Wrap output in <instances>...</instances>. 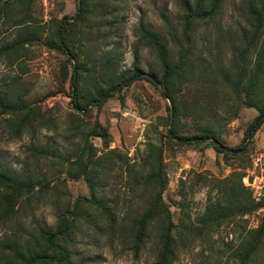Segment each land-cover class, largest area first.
Returning a JSON list of instances; mask_svg holds the SVG:
<instances>
[{
	"label": "rangeland",
	"instance_id": "374dc122",
	"mask_svg": "<svg viewBox=\"0 0 264 264\" xmlns=\"http://www.w3.org/2000/svg\"><path fill=\"white\" fill-rule=\"evenodd\" d=\"M76 4L77 0H0V45L14 43L13 50L0 53V95L18 99L34 111L29 115L32 130L23 126L13 134L10 120L0 121V167L33 178L43 176L42 182L47 183L41 191L35 185L26 198L13 202L11 215L0 217V253L12 257L13 249L6 242L32 245L40 229L55 226L57 213L65 205H71L77 195L89 196L81 176H67L65 159L56 161L51 154L35 157L29 148L30 144H42L63 158L69 156L75 146L82 145L79 133L72 128L76 117L86 122L97 117L108 132L107 146L98 136H89V141L102 160L94 171L99 182L95 193L109 205L115 223L108 226L98 207L83 204L86 214L76 217L71 233V264H149L154 259L155 239L161 230L156 215L149 219L145 243L136 251L127 226L149 206L151 187L144 176L151 165L145 160L151 143L160 148L166 177L160 204L165 203L170 211L173 236L181 211L194 223L204 205L219 196L212 183L215 177L241 172L242 185L248 190L253 185L255 199L264 198V120L244 138L257 110L242 103L236 106L232 92L223 85L225 77L235 75L232 62L241 48L242 32H246L244 39L249 34L241 0H221L217 16L193 25L195 42L186 71L191 81L181 89L182 101L187 107L193 100L201 105L204 117L215 122L225 144L242 143L241 152L227 157L214 150L207 139L196 143L166 139L167 100L143 77L122 82L99 106L90 101L78 111L72 108L69 73L73 59L61 51L57 34L63 15L68 17L62 22L66 45L77 52L81 65L80 100L90 91L88 86L106 88L107 78L116 81L115 76H124L133 67L159 76L158 57L151 44L140 38L139 27L154 30L174 56L177 47L170 32L178 33L183 16L178 0H87L84 18L76 22ZM21 16L26 26H11ZM28 35L32 38L19 39ZM247 54L246 61L252 63L254 51ZM180 121L184 122L181 134L201 131L189 115H180ZM263 211L264 207H258L242 216L206 224L198 234L186 233L170 264H230L234 247L257 225ZM247 264H264V238Z\"/></svg>",
	"mask_w": 264,
	"mask_h": 264
},
{
	"label": "trees",
	"instance_id": "16d2710c",
	"mask_svg": "<svg viewBox=\"0 0 264 264\" xmlns=\"http://www.w3.org/2000/svg\"><path fill=\"white\" fill-rule=\"evenodd\" d=\"M86 2L87 0H77L74 17L76 22L84 18ZM178 2L183 9V16L178 33L170 32V38L177 47L174 56L168 53L169 50L163 38L154 30L139 27L140 38L151 44L158 57L161 69L160 75L157 76L153 71L144 72L133 67L130 72L125 71L127 72L126 75L123 76L120 73L115 76L117 77L116 81L107 78L105 80V82H108L106 88H96L94 85L88 86L90 91H86L81 96V100L78 96L79 88L83 85L78 73L81 65L79 64L77 52L66 45V38L63 36L65 33L62 31L65 26L62 27V22L68 21V17L63 15L57 26V34H59L58 42L61 51L73 59L72 71L69 73L71 106L75 111L80 110L90 101L99 106L112 95L114 89L117 90L122 86V82L126 84L134 78L143 77L151 81L155 87H158L160 95L167 100V113L165 115L166 139H173L178 143L205 142V139H207L214 150L220 152L223 156L237 154L242 151V143L236 146L225 144L216 132L215 122L213 123L212 120L204 117V110L201 105L193 100L187 107L181 96L183 85L191 81L188 79L186 71L190 68V56H192L195 42L192 36L193 25L196 22L205 23L217 16L221 7V0H178ZM241 2L249 21V34L248 38L244 39L246 32H242L243 42L241 48L235 53L236 57L232 62V66L236 69L235 75L232 78L225 77L223 85L232 92L236 106L242 103L245 106H254L257 110L256 115L244 130L245 138L250 137L264 120V0H241ZM24 22L26 20L21 16L13 20L11 26L22 24L25 27L26 23ZM30 38H32L30 35L19 37L21 41ZM10 49H14L13 41L0 45V53L7 52ZM249 50L255 53L252 63L246 61ZM197 76L195 75V77ZM241 92H243V95ZM231 112L233 113L234 110ZM4 113L9 114L8 117H2ZM32 114H34L33 108L26 103L0 95V121L9 123L10 120L9 125L13 129V134L18 133L23 126L28 127V129L32 128L33 125L29 119V115ZM182 114L189 115L197 121L200 124L201 131L181 134L180 130L184 125V122L180 121V115ZM74 121L72 128L79 133L82 145L75 146L71 153H67L69 156L63 158L55 149L42 144H30L29 148L35 157H46V154H51L56 156V161L65 159L67 162V165H65L67 176L70 178L81 176L86 182L89 196L77 195L71 205H65L63 210L57 213L55 226L40 229L38 239L32 245L23 246L16 241L6 242V246L13 249V254L10 257L9 253L1 251L3 253H0V264H71L69 243L76 217L86 214L82 212L83 204H92V206L98 207L106 217L108 226L114 225L115 218L110 212L109 205L101 198L102 196L95 193V188L99 187V182L94 178V171L95 167L100 166L102 160H100L99 155L95 154L94 147L89 141V136H98L103 141V145L107 146L108 132L97 117H94L91 122L83 121L79 117H76ZM80 127L82 128L80 129ZM145 160L151 161V165L149 164L150 169L144 176V182L151 187V195L148 199L150 200L149 206L137 218L128 221L127 226L131 232L132 248L136 251L145 243L149 219L156 215L161 230L157 235V239H155L154 259L149 264H170L176 254L178 243L182 244L184 242L186 233L198 234L206 224H216L228 217L242 216L258 207H264V198L255 199L251 195L250 189L248 190L242 185L241 172L232 171L222 177L214 178L212 183L214 182V186L217 187L220 194L204 205L203 211L196 215L194 223L187 221L185 211H181L176 234L173 236L170 233V228L173 226L170 211L165 203L160 204L161 192L166 183L160 148L151 143ZM42 177L33 178L31 175H21L0 167V217L11 215L14 211L12 208L13 202H19L26 198L35 185L38 191L47 188V183L42 182ZM263 238L264 211L257 225L250 229L248 235L234 247L230 264H247L252 252Z\"/></svg>",
	"mask_w": 264,
	"mask_h": 264
},
{
	"label": "built area",
	"instance_id": "2783aa9c",
	"mask_svg": "<svg viewBox=\"0 0 264 264\" xmlns=\"http://www.w3.org/2000/svg\"><path fill=\"white\" fill-rule=\"evenodd\" d=\"M247 184H248V183H247ZM252 186H253V185H250V187H251V188H250V191H252ZM256 186H257V185H256ZM256 188H259V187L257 186ZM260 188H261V187H260ZM254 191H255V192L257 191V194L260 193V190H259V193H258V189H257V190L255 189ZM251 194H252V192H251ZM252 195H253L254 198H256V196H255L254 194H252Z\"/></svg>",
	"mask_w": 264,
	"mask_h": 264
}]
</instances>
